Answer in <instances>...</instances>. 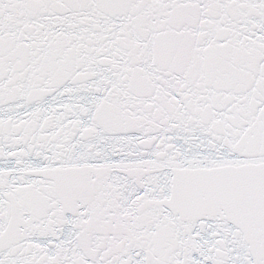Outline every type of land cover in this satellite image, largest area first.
Returning <instances> with one entry per match:
<instances>
[{
    "label": "snow or ice",
    "instance_id": "6c2138e0",
    "mask_svg": "<svg viewBox=\"0 0 264 264\" xmlns=\"http://www.w3.org/2000/svg\"><path fill=\"white\" fill-rule=\"evenodd\" d=\"M0 264H264V0H0Z\"/></svg>",
    "mask_w": 264,
    "mask_h": 264
}]
</instances>
